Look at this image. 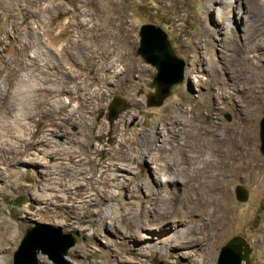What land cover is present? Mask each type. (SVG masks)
<instances>
[{
	"label": "rangeland",
	"instance_id": "obj_1",
	"mask_svg": "<svg viewBox=\"0 0 264 264\" xmlns=\"http://www.w3.org/2000/svg\"><path fill=\"white\" fill-rule=\"evenodd\" d=\"M249 1L237 0L244 11L243 23L252 22L260 26L259 42L264 44V0ZM206 2L207 0H31L27 3L0 1V224H13V234L16 237L14 242L9 243L11 249L7 264H13L14 253L26 231L44 224L61 228L62 232L75 238V245L67 253L71 264H124L117 253L118 242L124 238V228L120 226H127L128 218L136 208L137 199L132 191L138 188L137 183L118 184L114 182L112 175H109L115 171L101 175L103 168L93 171L89 164L83 165L76 161V158H66L62 154L53 153L43 157L39 146L33 147L32 152L37 155L33 154L32 157L39 156V161L47 158L49 166L36 165V159L31 162L8 161L5 154H10L3 147L10 135L14 136L10 139L17 140V116L24 99L18 90L23 83L20 79L26 78L27 82L32 83L36 76L39 79L48 76L54 80L55 71L65 67L92 70L101 64L104 53L110 52V48L114 46L118 48V39H125V35L129 56L135 58L137 67L144 69L147 74L144 83H140L134 91L135 96L141 100V108L138 114L126 123L129 130L141 132L142 129H150L167 103H180L186 101L187 96H191L188 106L205 105L200 118L203 126L217 122L212 127L214 141L230 137L236 130L245 127L253 134L252 140L247 141L250 153L241 155L236 148L235 157L227 167V176L224 175L222 183L217 185L212 206L215 227H205L200 216L187 211L183 205L185 200L180 199L181 201H177V207H183L182 210L178 214L174 213L166 223L167 226H172L171 228L159 229L161 225L152 223L139 228L132 236L125 237L132 246L150 243L158 246V249H152L145 255L132 250L126 256L128 261L133 264H217L222 246L232 239L239 238L243 239L250 249L248 259L242 264H264V155L260 150V122L264 117V60L255 62L259 69L249 65L247 69L245 61L251 60V57L256 60L253 41L249 48H237L233 54L229 49L231 39L233 42H240V45L243 42L246 45L248 43L244 33L241 37L237 36L238 27L242 24L235 22V28H232L229 21H220L224 20L218 13L223 5L216 4L208 8ZM102 4L118 5L114 16H119L117 23L120 19L126 21L125 32L119 33L116 26L110 27L108 32L103 29L106 24L104 16L97 14ZM237 9L239 7H235L233 11L238 15ZM148 23L156 24L167 32L176 53L186 62L184 80L174 83L162 101L158 99L160 89L155 80L158 69L145 61L138 50L141 43V27ZM210 41H214V44ZM197 58H201V62H195ZM212 60L217 62L218 66L217 72L213 73L209 68ZM196 75L203 78V85L196 84ZM50 79L46 83L48 86ZM60 80L69 78L60 75ZM131 80L140 81L137 72ZM200 90L213 97V100L210 99L212 108H208L206 102L203 104V100L198 96ZM24 92H27L26 88ZM43 95L45 96V93ZM154 98L157 100H153ZM48 107L49 104H45L42 109L46 110ZM129 107L126 93L115 94L111 107L98 114L97 122L108 120L113 127L112 122H116ZM114 109L119 110V113L113 115ZM39 117L38 115L36 119L27 120L31 130L40 131L37 136L41 135V131L49 132L54 142L78 148L75 140L82 136L79 123H74L69 118L64 120L61 115L62 124L50 125L51 121L46 116L37 126ZM106 133L105 137L100 139L101 142L115 144L113 129H107ZM158 159L164 164L168 156L162 154ZM73 164L82 171L77 176L69 175L66 178L73 182L91 180L90 186L93 184L95 189L89 193L98 191V198L102 202L92 207L89 214L85 215L78 209L74 212L75 218H69V213L59 204L60 201L54 199L50 205L45 201H38L37 197L43 190L39 189L36 183L42 180L43 170L53 172L54 182L63 167ZM156 164L145 155L133 162V172L127 174L145 183L143 186L139 185L137 192L144 199L150 196L151 185L160 189L161 194L165 196L171 192H180L178 187L176 189L180 184L161 183ZM165 170L168 174L172 168L165 167ZM52 186L53 189L46 190L48 193L63 194L61 187L55 183ZM238 186L247 192V200L238 198ZM78 203L80 202L76 205ZM111 205L114 221L109 220L107 224L97 226L94 214L108 209ZM146 205L148 203L144 202L143 206ZM208 218L209 213L205 216V221H208ZM95 227L98 228L96 233ZM187 229H197L199 237L209 233L211 238L195 247L186 244L177 247L166 246L169 240L178 244V241H175V238L180 240L176 236L177 233ZM148 235L150 236L147 237ZM132 238L143 239L138 242ZM39 260L43 264H53L48 255L43 253H39Z\"/></svg>",
	"mask_w": 264,
	"mask_h": 264
},
{
	"label": "bare ground",
	"instance_id": "obj_2",
	"mask_svg": "<svg viewBox=\"0 0 264 264\" xmlns=\"http://www.w3.org/2000/svg\"><path fill=\"white\" fill-rule=\"evenodd\" d=\"M11 1L27 3L31 0ZM240 1L244 2L245 0ZM216 4L223 5L221 12L218 13H220V17L224 20L220 21H229V26L232 28H235V22H240L242 25L238 27L239 33H237V36L241 37L243 33L247 36V45L244 42L240 45V42H233L231 39L229 49L234 54L237 48H249L253 41L255 49L254 58L256 60L251 57V60L245 61V67L248 69V65L250 67L256 66V61L264 60V44L259 42L261 35L260 26L258 27L252 22H249V24L243 23L244 11L239 6L241 3H238L237 0H207L205 3L208 8L214 7ZM117 6L116 4H102V7L98 9L97 14L104 16V23L106 24L103 29L107 32L110 27L115 26L119 33L126 30V21L124 19H120L121 21L118 23L116 22L119 17L118 15V17L114 16ZM235 7H239L237 9L238 15L237 12L233 11ZM107 34L104 33V35ZM125 36V39H123L124 37L122 40L118 39L117 49L114 46L113 38L112 44L114 48L112 47L110 48V52L104 53L101 64L92 70L90 68L65 67L55 71L54 80L53 77L50 79L48 76L46 78L41 77L40 79L34 76L35 78L32 83L30 81L27 82L28 79L26 80V78L20 79L23 83L20 82L21 85L18 87V90L24 99L23 106L19 108L20 112L17 116L18 134L15 136L17 140L13 141L10 139L14 137L12 136L13 134L10 135L5 141L3 149H6L10 154L9 156L5 154L8 161L20 162L21 160H26L31 162L33 159H36V165L40 167L41 165L49 166L47 158L39 161V156L32 157L33 154L37 155V153L32 152L33 147L39 146V151L43 153V157L53 153L62 154L66 158H76V161H79L83 165L85 163L89 164L93 171L103 168L104 170H102L101 175L115 171L109 173V175H112V179L114 182H118V184L129 185L133 182L137 183L138 188L133 190L135 193L132 191L133 196L137 199L136 208L128 218L129 223L127 226H120V228H124L122 231L124 238L117 245L118 256L123 259L124 264H133L126 257L132 250L137 251L140 255H145L146 253H150L152 249H158V246L155 243L132 246L125 240V237L127 235H129L128 237L132 236L139 228L152 223L161 225L159 229L171 228L172 226H167L166 223L170 217H173L174 213L178 214L182 210L183 207H177V201L180 199L185 200L183 205L187 211L200 216V220L203 221L202 224L205 227H215L212 219V206L217 185L222 183L224 175L227 176V167L235 157L234 150L236 148L241 155L250 153L247 141L250 142L252 140L253 134L248 132L247 127H245L242 130H236L230 137L214 141L212 127L217 122L214 121L210 125L203 126L200 118L202 108L205 105L188 106L189 100L192 99L191 96H187L186 101H181L180 103L172 101L167 103L159 118L151 125L150 129H142L141 132L135 129L129 130L126 123L134 118L141 108V100L135 96L134 91L140 83H144L147 74L144 69L137 67V60L129 56L126 50L128 44L127 35ZM210 43L214 44V41H210ZM195 62H201V58H197ZM217 67V62L212 60L209 64L211 72H217ZM256 69H259V66H256ZM136 72L140 77L139 82L131 80V77ZM16 73L15 71L14 74ZM35 75L38 74L35 73ZM60 75L68 77L69 80H60ZM196 76V84L198 86L203 85V78L198 77V75ZM49 79L51 83L48 86L46 83ZM24 88H26L27 92H30H24ZM43 93H45V96ZM118 93H126L130 107L122 113L116 122H112L113 127H111V122L108 120L97 122L98 114L100 115L101 111L103 112L105 108L111 107L112 97ZM198 96L203 100V104L204 102L207 103L206 106L208 108L213 107V103L210 101V99L213 100L211 95L207 96L206 92L200 90ZM45 104H49L46 110L42 109ZM6 109L8 110V108ZM115 110L116 113H119V110ZM41 112H43V116H41ZM38 115L40 117L36 121L37 126L41 122V119L46 116L51 121L50 125L62 124L61 120L63 119H61V115H63L64 120L65 118H69L74 123H79L82 136L75 140L79 145L78 148L65 146L64 144H59L57 141L54 142L50 138L49 132L41 131V135L37 136L40 131L36 129L31 130L27 120L36 119ZM109 128H112L114 131L116 137L115 144H108L100 140L105 137L107 134L106 130ZM29 129L30 131L27 132ZM95 141L98 142L95 144ZM162 154L168 156L164 164L158 159V156ZM145 155L148 157V160L155 162V164L157 163L156 167L159 169L158 175L161 183L165 185H169L170 183L180 184L176 186V189L178 187L180 192H171L168 196H165L161 194L160 189H155L151 185L150 196L146 197V199L137 193L139 185L141 186L142 184L143 186L145 183L139 178L131 177L127 174L133 172V162ZM76 166V164H73L63 167L58 172V177H56L57 179L54 182H52L55 179L52 176L53 172L43 170L41 172L43 176L42 180L36 183L37 187L43 190L42 194L37 197L38 201H45L47 205L52 204L54 199L60 201L59 204L69 213V218H75L74 212L78 209L85 215L89 214L92 207L102 202L98 198L99 193L97 190V193H89L95 189L93 184L90 186L91 180L73 182L71 179L66 178L69 175L77 176L82 171ZM165 167L172 168V171L167 174ZM53 183L62 188V195L46 191L49 188L53 189ZM77 202L80 203L76 205ZM144 202L148 203V205L143 206ZM111 206L104 211L94 214L97 226L100 227V225L107 224L109 220L114 221L115 217L112 214L114 211L111 209L113 205ZM208 213V221H205V216ZM142 216H147V218H143ZM81 221H83L82 218ZM97 229L96 227L94 228V233H96ZM14 231L15 226L13 224H0V264H7L9 261L8 256L11 249L9 243L14 242L16 239L13 234ZM197 234V229L180 231L176 236L181 241L175 238L178 244H174L172 240H169L166 242V246L177 247L178 245L186 244L189 247H195L200 242L209 241L211 238L209 233L204 237H199ZM132 239H136L139 242L143 238L138 240L137 238Z\"/></svg>",
	"mask_w": 264,
	"mask_h": 264
},
{
	"label": "water",
	"instance_id": "obj_3",
	"mask_svg": "<svg viewBox=\"0 0 264 264\" xmlns=\"http://www.w3.org/2000/svg\"><path fill=\"white\" fill-rule=\"evenodd\" d=\"M140 35L138 50L145 61L158 69L155 80L160 89L158 99L162 101L174 83L184 80L186 62L176 53L162 27L152 23L144 24ZM112 114H116L115 109ZM260 140V150L264 155V117L260 122ZM236 192L241 200H247L249 197L241 186L237 187ZM75 243V238L62 232L61 228L48 224L29 228L14 253L13 264H43L39 260V253L48 255L53 264H71L67 253ZM249 253V246L243 239H232L222 246L217 264H242L248 259Z\"/></svg>",
	"mask_w": 264,
	"mask_h": 264
}]
</instances>
